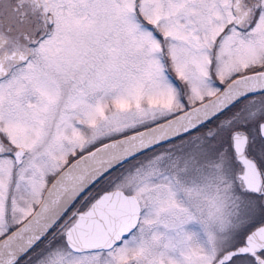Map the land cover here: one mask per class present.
<instances>
[{
	"label": "snow or ice",
	"instance_id": "1",
	"mask_svg": "<svg viewBox=\"0 0 264 264\" xmlns=\"http://www.w3.org/2000/svg\"><path fill=\"white\" fill-rule=\"evenodd\" d=\"M0 264H264V0H0Z\"/></svg>",
	"mask_w": 264,
	"mask_h": 264
}]
</instances>
